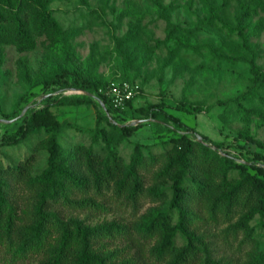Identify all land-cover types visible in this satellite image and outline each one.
I'll use <instances>...</instances> for the list:
<instances>
[{"label": "rangeland", "instance_id": "374dc122", "mask_svg": "<svg viewBox=\"0 0 264 264\" xmlns=\"http://www.w3.org/2000/svg\"><path fill=\"white\" fill-rule=\"evenodd\" d=\"M210 1L215 14L206 0H49V9L65 28L64 38L70 42L77 63L63 57L60 49H51L45 37H35L37 46L32 52L4 46L0 63V143L5 136L16 134L33 111L48 103L43 96L51 94L53 100L58 99L63 88L75 87H69L75 83L71 75L65 77L67 86L45 88L44 82L74 71L77 65L92 81L126 79L138 84L142 93L126 112L111 111L109 120L102 119L99 125L98 111L107 115L100 103L53 106L61 122L88 129L99 126L110 138L108 147L102 137L95 141L92 134L66 125L59 135L64 152L80 144L92 146L103 155L112 148L126 162L132 159L138 143L147 146L145 155L166 152L168 141L186 131L163 115L142 120L141 129L129 137L114 126L136 127L140 108L163 102L167 112L218 143L220 150L211 147L220 155H229L237 163L264 165V160L257 157L264 156V0H259L257 14L245 23L239 21V5L244 0ZM60 46L65 45L61 42ZM181 102L212 107L209 112L187 114L175 109ZM46 137L45 130H40L30 133L19 145L0 147L2 165H18L36 153L33 174H41L47 167L48 153L39 144ZM158 166L155 164L153 171ZM107 207L106 214L89 213V223L127 226V232L106 241L107 249L116 252L115 261L163 264L151 255L153 240L142 234L137 223L150 210H166L167 205L145 200L136 211L107 199ZM61 212L65 218L86 217ZM205 219L206 214L201 213L193 228L216 261L246 264L251 253L264 247V230L258 227V219L254 222L256 243L249 242L243 232L234 233L228 224L215 225ZM184 243L178 236L177 244ZM0 264H11L2 251Z\"/></svg>", "mask_w": 264, "mask_h": 264}, {"label": "trees", "instance_id": "16d2710c", "mask_svg": "<svg viewBox=\"0 0 264 264\" xmlns=\"http://www.w3.org/2000/svg\"><path fill=\"white\" fill-rule=\"evenodd\" d=\"M258 2L244 0L240 3V23L257 14ZM206 4L215 14L212 2L206 0ZM65 32L50 11L49 0H0V63L4 46L14 45L22 53L32 52L36 50L35 37L38 36L45 37L51 49H60L63 57L76 64L71 44L64 38ZM61 42L65 46L59 47ZM67 75L75 78V83L69 87L96 93L106 103L109 113L115 110L100 90L105 92L112 82L132 83L126 79L104 83L92 81L76 65L74 71L57 74L45 81L44 87L67 86ZM141 93L140 87L136 97L116 111L126 112ZM87 102L95 103L88 97L63 96L54 100L50 97L42 108L31 113L16 134L5 136L0 143V147L15 146L30 133L40 130L47 133L39 144V148L48 153L47 167L41 174H33L36 153L18 165L3 166L0 158V252H4L11 264L19 261L32 264H129L125 261L117 263L116 252L107 249L106 242L127 232V226L117 222L89 223V213L108 212L107 199L131 206L136 211L145 200L167 205L166 210H150L137 223L142 234L153 240L151 255L163 264H224L212 258L207 244L193 228L201 213L206 214L205 221L215 225L228 224L234 233L243 232L249 242L256 243V219L258 227L264 230V165L237 163L229 155H220L218 143L167 112L163 102L140 108L141 114L136 120L156 119L163 115L186 131L168 141L170 148L166 152L145 155L143 150L147 146L138 143L130 162L112 148L103 155L92 146L80 144L64 152L59 135L66 125L92 134L95 141L102 137L108 147L111 145L107 132L99 126L88 129L64 123L53 111L56 105ZM211 107L181 102L175 109L198 115L209 112ZM102 119L109 120V117L98 111V125ZM114 126L127 137L142 127L141 124ZM190 134L197 138L201 135L205 143L196 141ZM257 157L264 160L260 154ZM155 164L159 166L153 171ZM60 209L86 214V217L65 218ZM178 236L185 241L183 245L177 244ZM246 264H264V247L251 253Z\"/></svg>", "mask_w": 264, "mask_h": 264}, {"label": "built area", "instance_id": "2783aa9c", "mask_svg": "<svg viewBox=\"0 0 264 264\" xmlns=\"http://www.w3.org/2000/svg\"><path fill=\"white\" fill-rule=\"evenodd\" d=\"M139 91H140V86L138 84H134L128 81H123V82H112L108 90L104 92V90L101 89L100 93L106 94V96L110 100V106L112 107L113 110L116 111L120 108L123 109L129 101L133 100L136 97ZM88 92L84 91L75 94L86 95L87 97H91L93 99V97L90 96ZM101 101L107 108L106 103L102 99Z\"/></svg>", "mask_w": 264, "mask_h": 264}, {"label": "water", "instance_id": "95a60500", "mask_svg": "<svg viewBox=\"0 0 264 264\" xmlns=\"http://www.w3.org/2000/svg\"><path fill=\"white\" fill-rule=\"evenodd\" d=\"M88 92L89 90H87V89H83V88H77V87H75V88H64L63 89V93H62V97L63 96H66V95H70V94H75V93H78V92ZM89 93V95L90 96H92L93 97V99L92 100H94L95 102H99L102 106H103V108L106 110V114H107V116L108 117H111V115H110V113L107 111V108H106V106L103 104V102L101 101V99H100V97L97 95V94H95V93H93V92H88ZM51 97V94H46L45 96H43V98H42V100L45 102L48 98H50ZM43 107V106H42ZM143 123V121L142 120H140V121H137L136 122V125H139V124H142ZM198 139H199V141L200 142H203V143H205V141L203 140V137L201 136V135H198ZM207 144V143H206ZM209 145V144H208Z\"/></svg>", "mask_w": 264, "mask_h": 264}]
</instances>
